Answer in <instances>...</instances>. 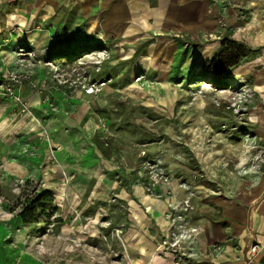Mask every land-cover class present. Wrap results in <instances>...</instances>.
<instances>
[{
	"label": "rangeland",
	"instance_id": "1",
	"mask_svg": "<svg viewBox=\"0 0 264 264\" xmlns=\"http://www.w3.org/2000/svg\"><path fill=\"white\" fill-rule=\"evenodd\" d=\"M17 1L0 0V264H253L264 44L241 36L212 77L224 34H124L61 5L8 28Z\"/></svg>",
	"mask_w": 264,
	"mask_h": 264
},
{
	"label": "crops",
	"instance_id": "2",
	"mask_svg": "<svg viewBox=\"0 0 264 264\" xmlns=\"http://www.w3.org/2000/svg\"><path fill=\"white\" fill-rule=\"evenodd\" d=\"M59 1L18 0L13 11L5 15V22L8 28L26 27V24L34 23L38 19L51 22L55 14L54 7L61 5L69 8L67 17L77 16L78 20H84L97 16L94 21L104 17L103 20L111 24V27L124 34H184L190 38L199 37V34H224L221 40H232L252 47L240 39L246 35L251 36V43L255 46L264 44V0ZM101 12L104 15L99 16ZM63 135L66 136L63 142L64 150L73 155L72 150L75 153L79 146L66 132H63ZM70 145H76L77 148H69ZM77 170L81 175L85 174V170L78 167ZM252 225L261 245L253 264H264V204L254 212ZM211 234L212 229L209 226L203 227L195 238L196 246L201 244L206 248L210 243ZM226 252L220 256L223 258L230 255L229 250ZM227 263L247 264L237 256L230 260L228 258Z\"/></svg>",
	"mask_w": 264,
	"mask_h": 264
},
{
	"label": "trees",
	"instance_id": "3",
	"mask_svg": "<svg viewBox=\"0 0 264 264\" xmlns=\"http://www.w3.org/2000/svg\"><path fill=\"white\" fill-rule=\"evenodd\" d=\"M248 53L249 50L246 49L243 44L232 40H224L219 51L211 59L206 61L203 67L211 73L212 77H217L229 68L237 65ZM33 200H36V198ZM37 201H33L31 205L26 204L19 212L18 217L22 222H34L36 210L35 203H37Z\"/></svg>",
	"mask_w": 264,
	"mask_h": 264
},
{
	"label": "built area",
	"instance_id": "4",
	"mask_svg": "<svg viewBox=\"0 0 264 264\" xmlns=\"http://www.w3.org/2000/svg\"><path fill=\"white\" fill-rule=\"evenodd\" d=\"M13 79V78H12ZM8 93L10 94V95H12V91H11V89L10 88H8ZM19 100V99H18Z\"/></svg>",
	"mask_w": 264,
	"mask_h": 264
}]
</instances>
